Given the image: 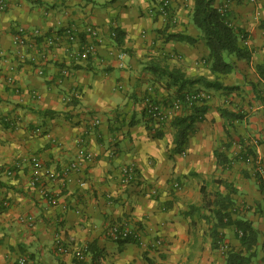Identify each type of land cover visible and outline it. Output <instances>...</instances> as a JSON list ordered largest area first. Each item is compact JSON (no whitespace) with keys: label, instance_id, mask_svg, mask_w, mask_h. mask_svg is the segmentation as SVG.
<instances>
[{"label":"crops","instance_id":"obj_1","mask_svg":"<svg viewBox=\"0 0 264 264\" xmlns=\"http://www.w3.org/2000/svg\"><path fill=\"white\" fill-rule=\"evenodd\" d=\"M154 1L0 0L6 5L0 10V204L9 203L0 211V264L22 258L26 264H225L228 249L212 247L211 224H204L211 212L202 194L206 186L226 193L224 184L233 190V217L250 221L260 234L251 264H264V170L255 164H264V0H216L215 7L246 36L240 45L251 59L219 76L221 90L186 89L212 97L191 129L185 156L176 153L171 125L158 130L160 138L146 126L150 89L163 106L177 95L154 69L209 81L216 76L191 20L195 0H174L173 25L149 15ZM88 26L102 32L96 55L81 56L79 43L65 42L46 54L41 45L29 46L23 49L26 60L19 61L17 33L61 34L74 27L85 40ZM116 31L120 43L112 37ZM96 119L99 127L93 126ZM81 146L96 155L83 172L33 185V157L62 172ZM129 166L140 182L125 187L120 177ZM147 188L159 195L151 197ZM116 223L140 231V243L111 241L107 230ZM222 233L228 248L240 249L235 227ZM158 239L164 248L150 250ZM88 247L85 262L77 261L73 253Z\"/></svg>","mask_w":264,"mask_h":264},{"label":"trees","instance_id":"obj_2","mask_svg":"<svg viewBox=\"0 0 264 264\" xmlns=\"http://www.w3.org/2000/svg\"><path fill=\"white\" fill-rule=\"evenodd\" d=\"M215 2L216 0H195L191 20L196 29L200 31V39L205 42L208 49L209 55L206 64L210 72L216 76V79L209 81L204 77L188 78L180 70L157 67L154 69V74L167 79L171 86L177 88V95L183 94L188 87L197 85H203L212 90H221L224 86L219 81V76L235 73L238 70L237 61H249L251 59V51L240 45V39H245L246 36L243 35L241 30L236 29L231 24L227 14L220 12L215 7ZM115 33L116 41L120 43L121 34L118 31ZM178 39L188 43L197 42V40L190 37H178ZM206 107L207 103L195 106L189 114L179 116L169 124L175 130L174 145L176 153L182 154L185 152L191 129L203 119ZM146 126L150 131L148 120H146ZM150 133L152 134L151 131ZM152 135L155 138H160L163 134L158 131ZM248 151L252 153L250 150ZM224 185L226 193H222L220 190L209 193L205 188H202L204 208L209 209L211 212L210 219L206 222L211 224L210 237L212 239V247L214 250L220 251L221 247L225 245L222 230L235 227L238 231L241 247L238 250L228 248L225 252V264H251L256 257L260 234L250 221L233 217L238 211L231 198L233 190L228 184ZM192 209L196 208L192 207ZM2 210H5V208L1 205L0 211ZM129 243L139 244L133 237L117 242L119 245ZM150 250L161 251L157 248ZM83 252L87 257L91 252V248L88 247ZM76 260L81 263L85 262V260Z\"/></svg>","mask_w":264,"mask_h":264},{"label":"built area","instance_id":"obj_3","mask_svg":"<svg viewBox=\"0 0 264 264\" xmlns=\"http://www.w3.org/2000/svg\"><path fill=\"white\" fill-rule=\"evenodd\" d=\"M250 3H255L256 0H249ZM174 0H155L154 4L149 9V15L152 18L163 19L169 24L177 23V17L173 12ZM6 5L3 2H0V10L4 11ZM222 12V11H221ZM223 13V12H222ZM86 36L85 40L81 39L79 29L77 28H68L61 34H49V35H40L38 31L33 32L32 35L26 34L24 31L17 33L14 36V44L19 48L18 57L19 61L24 62L26 60V55L23 49H26L29 46L35 45V47L42 46L41 50L43 54L49 52L50 49L57 48L62 46V43L67 42L70 44L79 43L81 50L79 54L81 56L90 57L96 55L98 51V46L102 43L103 37L100 28L88 26L83 30V33ZM112 37H116V33L112 34ZM79 56V55H78ZM120 60L124 58V54L119 55ZM177 58H180L178 56ZM66 74V73H65ZM212 95L208 92L202 90L195 91H185L181 95H176L171 98L167 105L163 106L158 103L153 97V89H150L149 94L144 98L145 103V114L149 122L150 131L152 134H155L161 127L168 125L173 122L179 116L184 114H189L195 106H199L207 103L211 99ZM68 102H71V97L68 99ZM101 125V120L96 119L93 123L94 127H99ZM40 130H37L39 133ZM113 155L110 153V156ZM183 156L186 155L185 152L182 153ZM112 157V156H111ZM96 160V155L83 146L79 148L77 153V158L69 165L67 169L62 172L54 171L50 168L44 166L38 157H33L30 162L35 171V178L33 180V185L41 182L43 179L47 178L52 181L59 180L60 178L67 177L70 172H83L84 165L86 163H93ZM256 167L258 171L264 170V164L260 159L256 161ZM140 182V175L134 166H129L123 169L120 177V183L122 186H131L133 184H138ZM81 186H86V182H80ZM178 187V185H176ZM147 192L151 197L156 198L159 194L156 188H147ZM54 203V200L50 201ZM3 208H7L9 203L2 202ZM108 238L114 243L123 241L128 238H134L140 243L141 232L133 231L129 229L123 223H116L111 225L107 230ZM59 250L63 254H68L70 249L64 245L60 240H57ZM165 246V242L162 239L156 240L154 243L150 244L151 249L162 250ZM228 249L226 245L221 247V251L225 252ZM74 256L78 260H85V253L83 250L75 251ZM27 258H22L19 261V264H26Z\"/></svg>","mask_w":264,"mask_h":264},{"label":"rangeland","instance_id":"obj_4","mask_svg":"<svg viewBox=\"0 0 264 264\" xmlns=\"http://www.w3.org/2000/svg\"><path fill=\"white\" fill-rule=\"evenodd\" d=\"M206 190L208 189V191L207 192H209V193H213V192H216L215 191V186H206V187H204ZM226 191V190H225ZM206 226H207V222H205L204 223Z\"/></svg>","mask_w":264,"mask_h":264}]
</instances>
